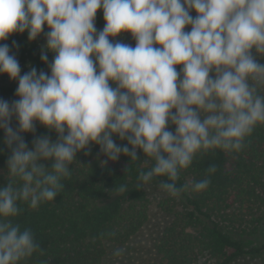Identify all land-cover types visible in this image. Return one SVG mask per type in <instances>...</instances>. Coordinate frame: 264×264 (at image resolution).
Here are the masks:
<instances>
[{
    "label": "clouds",
    "instance_id": "1",
    "mask_svg": "<svg viewBox=\"0 0 264 264\" xmlns=\"http://www.w3.org/2000/svg\"><path fill=\"white\" fill-rule=\"evenodd\" d=\"M98 10L105 21L99 32ZM24 32L30 41L44 33L40 59L49 72L30 67L21 75L8 44H0V74L18 82L19 97L0 99L7 173L22 182L0 186V264L42 251L32 230L10 218L19 202L36 209L54 200L77 154L88 155L91 145L103 163L121 155L139 161V150L154 164L139 172L138 187L166 177L161 190L179 197L210 184L205 177L177 186L197 153L239 151L264 124V0H0V41ZM125 33L134 47L110 40ZM37 122L56 139L34 135L29 147L23 134H35Z\"/></svg>",
    "mask_w": 264,
    "mask_h": 264
},
{
    "label": "trees",
    "instance_id": "2",
    "mask_svg": "<svg viewBox=\"0 0 264 264\" xmlns=\"http://www.w3.org/2000/svg\"><path fill=\"white\" fill-rule=\"evenodd\" d=\"M104 25L101 11L96 15L97 31ZM110 40L133 47L136 43L133 37L130 43L121 36ZM5 43L20 66L49 72L36 49V39L30 41L28 35H21ZM48 60L52 61L49 55ZM17 87L0 83V92L19 99ZM260 94L264 95V89ZM11 123L17 126L15 118ZM170 130L174 131V126ZM34 135L56 139L55 132L38 122L35 134H23L29 147ZM3 138L0 129V186L9 181L19 185L22 182L7 173L10 151ZM114 140L122 143L118 137ZM137 154L139 161L131 162L121 155L116 162L103 163L107 158L98 145H91L88 155L77 154L70 165L71 175L61 181L63 188L54 200L42 202L36 209L19 202L21 211L10 218L11 222L21 230L31 229L42 249L19 264H103L107 245L129 242L148 220L146 187L160 186L166 179L155 177L138 187L139 172L148 171L154 161L139 150ZM210 165L216 166L211 175L207 172ZM45 166L50 169L51 163L45 162ZM205 177L210 179L207 189L182 192L179 206L173 196L161 198L158 208L170 220L155 239L153 260L145 264H236L248 258L264 264V124L254 127L239 151L197 153L192 164L180 171L176 183L179 187ZM121 185H126L123 193L118 191ZM250 240L254 243L248 246Z\"/></svg>",
    "mask_w": 264,
    "mask_h": 264
},
{
    "label": "rangeland",
    "instance_id": "3",
    "mask_svg": "<svg viewBox=\"0 0 264 264\" xmlns=\"http://www.w3.org/2000/svg\"><path fill=\"white\" fill-rule=\"evenodd\" d=\"M102 10H98L97 14L101 13ZM193 17L196 15V13L193 11L190 13ZM190 30V28H186L185 31ZM48 31L47 26L44 27V33ZM42 33L39 37L36 39V49L41 51L42 46L46 44L45 35ZM21 35H28L27 32H24L22 34L16 33L11 36L5 41L8 40H14L17 37ZM123 37L125 41L128 43L131 42L132 36L130 33H125L120 35ZM5 41H0V44H3ZM254 51V50H253ZM47 55H49L52 59L54 56V53L48 52ZM261 63H264V58H259ZM180 67L178 66L177 70H180ZM21 68V75L25 72H27V68L25 66H20ZM0 83L2 84H15L18 85L17 81L11 80L6 74H0ZM0 99L7 100L9 102H12L15 99L13 96L4 94L0 92ZM146 193L150 202V210L148 215V220L146 224L143 226V228L126 244L124 245H114L109 244L106 246V254L104 257L103 264H145L147 262H150L154 258V243L155 239L159 235V233L162 231V229L168 224L170 217L167 216L165 213H163L158 208V203L161 200V198H165L170 196L166 192L162 191L160 186H154V187H146ZM175 200L177 201V206H179V203L181 198L175 197ZM180 209L179 207L177 210ZM254 243V240H250L247 242V245L250 246ZM123 248L125 249V252L122 256L116 257L113 255L114 251L116 249ZM258 262L257 259H243L240 260L236 264H256Z\"/></svg>",
    "mask_w": 264,
    "mask_h": 264
}]
</instances>
